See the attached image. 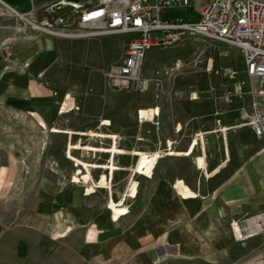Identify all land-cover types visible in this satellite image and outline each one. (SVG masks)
I'll return each mask as SVG.
<instances>
[{"label":"crops","instance_id":"1","mask_svg":"<svg viewBox=\"0 0 264 264\" xmlns=\"http://www.w3.org/2000/svg\"><path fill=\"white\" fill-rule=\"evenodd\" d=\"M58 1L0 0V258L9 254L12 243L17 264L30 258L53 264H158V259L168 258H180V264H264V236L240 243L229 228L233 219L264 213V150L248 127L225 142L224 158H214L205 171V158L199 156L195 173L180 172L181 185H174L180 199L174 198L166 176L143 180L144 190L136 201L140 215L118 224L110 219L107 205L115 220L119 213L107 193L90 196L96 184L83 195L54 166L26 171L28 164L62 163L61 157L49 155L46 149L69 145L68 158L81 165L74 180H94L92 173L84 171L87 161L75 159L71 149L98 148L82 144L83 138L99 139L104 133L73 130L75 39L30 30L18 33L13 29L17 20L3 4L42 22L54 18L48 7ZM4 45L10 50L4 51ZM158 113L156 108L140 109L141 123L153 124ZM94 125L113 127L108 119ZM219 131L218 139L224 140L227 128ZM73 135L81 141L72 143ZM113 135L108 147L137 156L135 170L140 175L150 177L161 158L176 154L170 141L164 152L130 151L118 146L124 136ZM192 145L181 152L180 163L197 146L194 141ZM103 174L99 181L106 179ZM203 174L208 179L202 188L200 183L195 188L196 176L201 180ZM29 175L34 182L25 197L22 182ZM130 182L129 189L137 194V181ZM26 231L32 236L27 238Z\"/></svg>","mask_w":264,"mask_h":264},{"label":"rangeland","instance_id":"2","mask_svg":"<svg viewBox=\"0 0 264 264\" xmlns=\"http://www.w3.org/2000/svg\"><path fill=\"white\" fill-rule=\"evenodd\" d=\"M209 1H198L196 8L199 9ZM186 18L187 21H195L197 14L187 13ZM74 41L72 66L74 91L71 95L73 130L92 129L104 133L100 134V140L84 137L82 141V144L100 147L84 149L75 147L71 151L75 159L87 161L83 164L84 171L92 173L94 180H74V174L81 173V165H76L68 158L69 145L46 149L49 155L61 157L64 160L62 163L28 164L25 165L26 171L33 173L54 166L59 173L67 174L68 183L80 187L83 195H86L87 187L96 184L98 188L90 196L103 191L107 193L108 202L118 209L119 219L115 220L114 212L107 205L110 219L115 224L140 215L141 211L136 206V201L144 190L143 180L151 179L153 175V179L160 175L166 176L174 198L180 199L181 194H177L174 189L175 184L181 185L180 172L195 173V159L199 156L205 158L204 171L214 158L223 159L225 142L233 139L234 133L240 129H236V125L241 121V110L246 109L250 101L245 69L239 53L225 43L213 39L187 36L182 44L152 48L148 51L141 71L143 85L134 86L124 92L109 88L104 72L110 65L121 63L129 36L116 35ZM3 50L5 51L4 48ZM192 94L193 98L197 94L198 100H192ZM145 108L158 109L159 116L151 125L142 124L139 118L140 109ZM100 119L110 120L113 127L100 129L99 125H94ZM221 127L227 128L224 140L217 137L222 134L219 131ZM113 134L124 136L118 144L123 149L164 152L168 149L167 142L170 141L171 148L176 154L174 157L161 158L149 172L150 177L140 175L135 170L137 156L121 155L118 148L108 147L114 138ZM138 138L142 141H137ZM78 141H81L80 137L73 135L72 143ZM193 141L197 146L190 151L192 152L190 156L182 157L185 162L180 163L181 152L190 150ZM102 171L106 172L103 174L106 179L99 181ZM198 176L194 181L195 188L197 183H200L202 188L205 183L203 180L208 178L203 174L200 180ZM30 177L31 175L22 182L25 197H28L34 182L29 179ZM131 179L137 181V194L130 190ZM251 216L253 215L231 220L230 231L233 221ZM30 236L32 234L26 231V237ZM155 252L159 253L158 250ZM14 256L15 251L11 243L9 254L6 253L5 257L0 258V264H17L18 260ZM160 261L164 260L158 259L156 262L180 264V258ZM26 264L53 262L30 258Z\"/></svg>","mask_w":264,"mask_h":264},{"label":"built area","instance_id":"3","mask_svg":"<svg viewBox=\"0 0 264 264\" xmlns=\"http://www.w3.org/2000/svg\"><path fill=\"white\" fill-rule=\"evenodd\" d=\"M60 0L48 7L51 21L36 22L3 3L17 20L18 33L34 31L63 39H98L127 35L123 60L104 72L116 91L141 87L144 59L157 47L182 44L187 36L213 39L235 49L247 78L249 106L241 110L236 129L248 127L264 150V0ZM180 11V17L170 13ZM196 13L195 21L185 19ZM183 15V16H182ZM10 50L9 45L3 47ZM237 242L264 236V213L233 221Z\"/></svg>","mask_w":264,"mask_h":264},{"label":"trees","instance_id":"4","mask_svg":"<svg viewBox=\"0 0 264 264\" xmlns=\"http://www.w3.org/2000/svg\"><path fill=\"white\" fill-rule=\"evenodd\" d=\"M179 15H180V11H175L169 14V16L174 17V18L178 17Z\"/></svg>","mask_w":264,"mask_h":264},{"label":"bare ground","instance_id":"5","mask_svg":"<svg viewBox=\"0 0 264 264\" xmlns=\"http://www.w3.org/2000/svg\"><path fill=\"white\" fill-rule=\"evenodd\" d=\"M195 100H198V96H197V94H195V98H194Z\"/></svg>","mask_w":264,"mask_h":264}]
</instances>
